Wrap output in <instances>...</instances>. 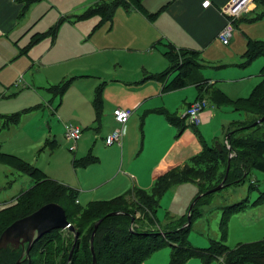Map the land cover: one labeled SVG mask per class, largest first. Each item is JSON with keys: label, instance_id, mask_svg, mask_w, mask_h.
I'll return each mask as SVG.
<instances>
[{"label": "crops", "instance_id": "1", "mask_svg": "<svg viewBox=\"0 0 264 264\" xmlns=\"http://www.w3.org/2000/svg\"><path fill=\"white\" fill-rule=\"evenodd\" d=\"M25 1L0 0V84L1 80L5 81L2 78L4 77L9 79L8 84L11 83L17 89H26L31 86L29 90L23 91L17 96H12V93L9 94L5 88L0 96V115H9L14 109L20 111L40 104L37 88L42 87V84L36 87L31 83L27 84L26 81L24 83L26 78L23 71L32 73L35 72V68L39 64L42 65V59L35 61L36 58L32 52L45 39L28 51L30 61L23 67V70L16 66L12 67V74H1L5 70H1V68L10 63L12 59L9 54L13 55L14 59L17 56L18 48L21 51L30 43L33 35L44 32V30L35 33L32 31L49 14L50 10H53L51 7H58L55 1L34 0L27 13L20 16ZM206 1L211 2L207 7L205 6ZM230 2L231 0H142L143 6L149 13L161 11L165 5L167 6L162 12H159L153 21L133 7L125 8L116 15L111 23V29L121 31L123 44L112 45L109 43L106 49L117 47L125 51L128 56L121 61L127 68L121 75L108 81L105 93L102 90L100 96L103 108L98 129L96 128L97 131L104 130L106 132L98 151L99 153L100 151L104 152L108 162H112L111 167L104 174L95 176L88 186H84L80 180L78 183L65 182L56 178L54 180L78 190L80 196L81 194L88 196V203L94 200H108L121 195H126L131 200L134 193L132 191H135L136 188L149 191L159 174L190 164L191 158L203 149L202 139L207 146L217 147L220 145L217 143V139L226 142L224 132L226 128L231 127L232 122L252 119L251 114L238 111L232 106L219 107L212 104L213 106L207 107L202 112L201 123L194 126L187 118V110L199 97L197 86L190 85L165 92L163 90L165 83L171 81L176 73L166 78L165 82L148 78L149 74L162 72L169 67L164 51L166 45L172 43L177 49L196 50L201 52V57L205 56V60H202L204 67L201 73L207 84L220 89L233 99L250 96L254 88L262 81L261 71L264 67V60L258 61L259 63L255 67H253V63L264 57H258L246 67L241 66V63L245 60L243 56L248 42L264 40V17H259L264 14V0H253L247 4L246 9L233 22L232 37L229 43L224 44L219 38V33L230 19L227 14ZM35 6H37L36 9H34ZM34 10L41 11L34 18L37 19L35 22L31 15ZM99 20L93 25L90 32L96 31L94 27ZM55 21L50 28L55 25L60 27L62 19L60 22L57 19ZM59 27L55 39L47 37L55 45L58 44L61 37ZM86 34L87 30L84 35ZM80 36L81 31L74 33V37L69 35V43L72 44L73 40ZM25 38L27 41L22 47L21 42ZM54 47V45L51 46L49 52ZM7 53L9 54L7 55ZM46 54V51L42 53L43 56ZM206 61L212 64L210 65L211 71L206 72L205 67L208 66ZM32 65L34 69H31ZM40 74L41 71L38 70L36 75ZM72 77L75 79L77 76ZM22 82L24 85H21ZM46 83L50 85V82ZM48 92L52 94L49 90ZM43 97L48 101L46 94ZM52 101H54L53 98L48 103L51 104ZM116 107L131 109L132 113L124 127L122 146L113 144L109 147L106 145L105 139L117 126L113 114ZM157 109H166L177 117L187 118V128L179 135L180 129L171 124L164 115L155 112ZM34 110L36 108L25 114ZM33 114L25 116L24 119L22 117V119L36 118ZM59 120L61 119L59 118ZM44 123L49 128L53 127L51 118L44 120ZM67 123H69L67 120L62 121L64 129ZM197 132L201 137L197 135ZM2 135V131H0V136ZM94 137L96 139L97 134ZM47 140L54 141V144L58 146L55 138H47ZM90 152H93L92 149L89 150ZM95 156L98 157V161L95 163H98L101 159L99 156ZM6 170L3 167L0 189H4ZM48 177L50 176L48 175ZM193 185L194 191L190 198L192 200L199 189L197 183ZM2 193L3 195L8 194V196H3L0 206L7 202V198L13 201L17 196L13 194L11 197V193L0 191V195ZM78 199L81 203L80 197ZM182 215L176 213L172 215V218L177 219Z\"/></svg>", "mask_w": 264, "mask_h": 264}, {"label": "trees", "instance_id": "2", "mask_svg": "<svg viewBox=\"0 0 264 264\" xmlns=\"http://www.w3.org/2000/svg\"><path fill=\"white\" fill-rule=\"evenodd\" d=\"M33 1H25L20 16L27 13ZM166 6L161 11L149 13L143 6L142 0H98L76 19L81 21L99 16L100 20L94 27V30H97L105 23H112L116 11L121 7L137 8L153 21ZM259 17H264V14ZM58 27L59 25H55L47 31L33 35L30 43L22 48L20 53L28 55L32 47L47 37L55 39ZM164 55L169 62V67L162 72L149 74L148 78L165 82L166 78L176 73L171 81L165 83L163 89L165 92L196 85L199 92L198 99H208L219 107L232 106L238 111L251 114L252 119L232 122L231 127L226 128L224 132L227 142L216 140L221 150L219 147L207 146L204 140L200 139L203 149L191 158L190 164L159 174L151 191L136 188L132 191L134 193L131 200L126 195H121L108 200L90 201L85 207L79 206L81 204L78 201V190L51 179L41 168L34 166L21 156L4 151L0 142V163L29 175L33 180L30 188L18 194L13 201L0 207V236L14 221L52 202L60 204L65 209L69 222L74 226V230L54 229L36 240L29 255L26 253L27 245L19 249L13 247H8L9 250L3 249L0 252V264H92L90 240L99 220L101 222L93 242L96 264H142L153 252L168 244L173 250L170 264H186L192 257H200L206 263L217 258L219 264H264V238L239 243L235 248L212 240V246L202 250L191 247L187 239V233L194 221L204 215L205 206L212 202L214 193L206 194V191L219 185L226 175L224 187L244 184L253 170L264 173V121L253 125L264 116V67L261 71L262 81L254 88L251 95L233 99L220 89L207 84L201 73L204 65L200 51L177 49L175 45L169 43L166 45ZM261 56L264 57V40H250L241 66L246 67ZM73 80L74 77L63 79L58 84L51 85L48 90L53 94L54 99L61 100ZM102 90L103 85L98 87L94 99L98 122L103 108L100 96ZM39 106L40 104L9 115L1 114L0 122L3 121L4 126L18 125L25 113ZM155 112L164 115L171 124L178 127L179 135L187 128V118L177 117L166 109H157ZM197 135L200 136V133L197 132ZM231 154L232 157H230ZM229 160L230 168L227 172ZM97 161L98 157L90 152L81 159H75L73 165L81 162L83 166H88ZM182 183H197L199 189L193 200L203 194L192 208L191 224L185 226L188 223V213H185L180 218L169 219L162 226L157 218L160 201L172 187ZM257 189L259 185L256 181H252L249 191L254 192ZM263 203L264 191H261L253 202V206ZM248 206L249 200L246 198L239 203L222 207L221 231L224 235L228 233L230 219L246 210ZM109 213L114 214L109 215ZM77 234L78 239L75 242Z\"/></svg>", "mask_w": 264, "mask_h": 264}, {"label": "rangeland", "instance_id": "3", "mask_svg": "<svg viewBox=\"0 0 264 264\" xmlns=\"http://www.w3.org/2000/svg\"><path fill=\"white\" fill-rule=\"evenodd\" d=\"M51 1H55L58 7H51L53 10H50L49 14L32 32L48 30L54 25L56 19L58 22L62 19L59 27V35L61 34V37L57 45L51 39L46 38L32 52V55L36 58L35 61L42 59V65L39 64L35 68V72L32 73L23 71L24 77L26 78L23 81L24 83L26 81L27 84L31 83L36 87L42 84V87L37 88L40 96V106L36 110L23 115L24 119L25 116L36 113L33 114L36 118L29 120L22 119L18 125L11 126H4V122H0V131L5 135L4 138L3 135L0 136V142L3 144L2 148L4 151L15 155L17 154L28 160L34 166L44 170L51 178L76 183L80 180L84 186H88L95 176L107 172V169L112 164V162H108V158H105L104 152L100 151L99 153L98 151L106 132L104 130L101 132L97 131L99 122L95 120L96 110L94 106L96 89L104 85L103 92H106L108 81L115 76L121 75L127 68L121 60L128 56V54L117 47H108L106 49L109 43L112 45L123 44L121 31L118 32V29L113 31L111 29V23H105L95 32H90L92 31L93 25L99 20V16L81 21L76 19L86 8L98 0H90L89 2L88 0ZM124 9L123 7L119 8L115 17ZM40 12L34 10L33 13L32 11V19L36 18ZM36 20L34 19L33 22ZM86 30L87 34L84 35ZM77 31H81V36L73 40L72 47V44L68 41V36L74 37V33ZM26 41L27 38L22 40V47ZM53 45L55 47L49 52V48ZM44 51L47 54L43 56L42 53ZM19 53L20 48H18L17 56L14 59L13 55L7 53L12 59L10 63L1 68V70L5 69L1 74H12V67L16 66L22 70L24 69L23 67L30 61V58L28 55H22L21 53L18 56ZM204 58L205 56L202 55V60H205ZM262 60L264 58L256 60L253 63V67L258 65V61ZM206 63L208 65L205 67L206 72L211 71L210 65L212 64L207 61ZM31 69H34L33 65ZM38 70L41 71V74L37 76L36 72ZM72 76L77 77L72 81L68 91L61 98L62 101L57 98L54 99L53 94L48 92V87L58 84L65 78H72ZM2 78L5 81L1 80V94L6 88L9 94L12 93V96H17L21 92L29 90L31 87L17 89L11 83L8 84L10 82L9 79ZM23 82L21 85H24ZM46 82H50V85H47ZM45 94L48 96V101L43 97ZM51 98L54 101L49 104L48 102ZM60 101L61 105L59 104ZM16 110L18 109H14L10 114L18 112ZM47 118L53 119L52 128H49L44 123V120ZM64 120L82 129V137L75 151L71 150V142L65 137V129L62 124ZM50 130H52L51 134ZM95 134H97L96 139L94 137ZM47 138H55L58 146L53 141L47 140ZM90 149L101 160L98 163H90L88 166H83L81 162L74 166L73 162L75 158L81 159L87 156ZM0 165L4 164L0 163ZM3 167L7 170L5 172L6 182H4V189H0L1 192L11 193L12 197L13 194L18 195L33 185V180L29 175L21 173L7 165L0 166V181L3 178ZM252 181H256L259 185V189L254 192L249 191V186ZM193 184L195 183L176 185L161 199V206L158 208L157 218L162 226L173 217L172 215L176 213L179 215L188 213V209L193 202L190 199L194 191ZM261 191H264V173L253 170L244 184L226 186L214 192L212 195V203L205 206L204 215L194 221L192 228L187 233L190 246L202 250L211 247L212 240H215L226 244L230 248H235L237 244L242 242L263 239L264 203L253 206V202L260 195ZM4 195L8 196V194ZM4 195L3 193L0 195V201L3 200ZM79 197L81 200V205L79 206H87L88 196L85 194H81L80 196L79 193ZM246 198L249 200V206L243 212L235 215L232 220L230 219L228 233L224 235L221 231L223 218L222 207L239 203ZM6 200L7 202L1 206L11 202L9 198ZM172 251L170 244L165 245L163 248L153 252L142 264H170ZM186 264H219V259L214 258V260L206 263L200 257H192Z\"/></svg>", "mask_w": 264, "mask_h": 264}, {"label": "water", "instance_id": "4", "mask_svg": "<svg viewBox=\"0 0 264 264\" xmlns=\"http://www.w3.org/2000/svg\"><path fill=\"white\" fill-rule=\"evenodd\" d=\"M264 121V116L258 119L253 123V125H256L258 123H262ZM229 136V135H228ZM227 136V137H228ZM217 147L220 148V145H217ZM232 157V156H230ZM230 168V160L228 163V168L227 172L229 171ZM227 179V175L224 177L223 181L217 185L216 187L206 191V194L209 193H214L218 190H221L224 185L225 181ZM198 195L192 202V204L189 207L188 211V223L185 225L191 224V211L196 203V201L202 196ZM113 215L114 213H109V215ZM101 220H99L95 228L93 230L92 236H91V250H92V255H93V263H97V258H96V253H95V248L93 245L94 242V237L96 234V231L98 229V226L100 224ZM71 228L74 230V226L71 225V223L68 220V217L66 215L65 209L58 203H47L34 211L33 213L22 217L16 221H14L11 225H9L1 234L0 236V252L3 249H6L8 247H13L16 249H19L20 247H26V253L29 255L30 249L32 245L36 242V240L40 239L44 235L50 233L54 229L58 228ZM78 234L76 235L75 242L78 239ZM75 244L73 245V248L70 253V259L72 258L73 255V250H74Z\"/></svg>", "mask_w": 264, "mask_h": 264}, {"label": "built area", "instance_id": "5", "mask_svg": "<svg viewBox=\"0 0 264 264\" xmlns=\"http://www.w3.org/2000/svg\"><path fill=\"white\" fill-rule=\"evenodd\" d=\"M253 0H231L230 5L227 9V14L229 15L228 23L221 29L219 33V38L224 44H228L230 38L232 37L233 31V21L238 18L241 13L246 9L247 4ZM210 1H206L205 6H209ZM209 101L207 99H198L191 104L187 111L192 123L198 125L202 119V112L209 106ZM131 110L126 108L118 107L114 110V117L118 123V127L115 128L107 137L106 143L111 145L113 143H122L123 137V127L128 122L131 116ZM82 130L79 126L67 123L65 125V137L71 142V150L77 148V141L81 138Z\"/></svg>", "mask_w": 264, "mask_h": 264}, {"label": "bare ground", "instance_id": "6", "mask_svg": "<svg viewBox=\"0 0 264 264\" xmlns=\"http://www.w3.org/2000/svg\"><path fill=\"white\" fill-rule=\"evenodd\" d=\"M202 66V65H201ZM205 69V68H204ZM221 84V83H220ZM209 86V85H208ZM182 230V229H181ZM8 250H9V248H8ZM65 251V250H64ZM10 252V251H9ZM11 253V252H10ZM18 253V252H17ZM90 253V252H89ZM11 256H12V254H11ZM224 258V257H223ZM27 262V261H26Z\"/></svg>", "mask_w": 264, "mask_h": 264}]
</instances>
